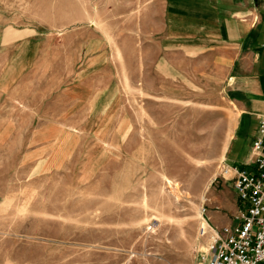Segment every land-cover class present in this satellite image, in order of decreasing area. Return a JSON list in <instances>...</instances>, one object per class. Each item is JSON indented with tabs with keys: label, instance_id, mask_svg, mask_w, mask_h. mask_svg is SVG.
I'll use <instances>...</instances> for the list:
<instances>
[{
	"label": "rangeland",
	"instance_id": "374dc122",
	"mask_svg": "<svg viewBox=\"0 0 264 264\" xmlns=\"http://www.w3.org/2000/svg\"><path fill=\"white\" fill-rule=\"evenodd\" d=\"M164 13L0 0V264H199L235 221L237 106L188 54L158 56Z\"/></svg>",
	"mask_w": 264,
	"mask_h": 264
},
{
	"label": "crops",
	"instance_id": "0c3cea01",
	"mask_svg": "<svg viewBox=\"0 0 264 264\" xmlns=\"http://www.w3.org/2000/svg\"><path fill=\"white\" fill-rule=\"evenodd\" d=\"M164 7L158 56L179 66L176 59L188 54L219 75L239 112L226 159L239 148L234 160L245 163L264 116V0H164Z\"/></svg>",
	"mask_w": 264,
	"mask_h": 264
},
{
	"label": "built area",
	"instance_id": "2783aa9c",
	"mask_svg": "<svg viewBox=\"0 0 264 264\" xmlns=\"http://www.w3.org/2000/svg\"><path fill=\"white\" fill-rule=\"evenodd\" d=\"M242 165L220 166V177L233 183L239 208L234 222L211 228L199 264H264V116L251 155Z\"/></svg>",
	"mask_w": 264,
	"mask_h": 264
}]
</instances>
